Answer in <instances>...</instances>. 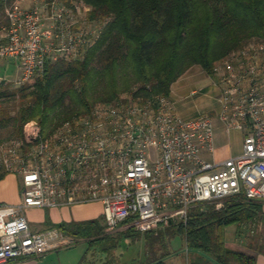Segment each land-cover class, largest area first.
Segmentation results:
<instances>
[{
  "label": "built area",
  "instance_id": "obj_1",
  "mask_svg": "<svg viewBox=\"0 0 264 264\" xmlns=\"http://www.w3.org/2000/svg\"><path fill=\"white\" fill-rule=\"evenodd\" d=\"M3 1L0 60H16L17 84L41 76L59 56L79 57L99 37L100 29L76 28L74 5L70 10L52 0L42 10ZM211 81L217 90L212 115L186 118L172 98L123 93L46 135L30 121L22 138L1 142L0 170L20 177L22 195L16 205L0 202V264L74 244L56 229L32 232L28 208L99 203L107 231L125 224L146 232L186 223L192 207L220 208L239 193L264 200V37L217 61ZM217 124L227 134H244L242 151L211 163L205 155L214 152Z\"/></svg>",
  "mask_w": 264,
  "mask_h": 264
},
{
  "label": "trees",
  "instance_id": "obj_2",
  "mask_svg": "<svg viewBox=\"0 0 264 264\" xmlns=\"http://www.w3.org/2000/svg\"><path fill=\"white\" fill-rule=\"evenodd\" d=\"M73 2L89 8L87 20L100 25L99 37L85 45L79 57L48 61L41 76L24 84L0 81V128H12L10 137L0 143L22 138L30 121L46 135L89 113L94 104L115 102L123 93L142 99L171 98L173 85L192 67L199 66L211 77L217 61L264 37V0H68L65 4L73 8ZM4 5L0 0V28L5 24ZM6 175L0 170V181ZM233 225L239 226L236 234H241L246 251L225 243V228ZM52 228L74 242L98 244L108 256L121 237L142 241L143 256L135 264H167L171 241L178 237L195 253L190 264H255L256 256L247 251L264 253V200L239 193L225 198L220 208L213 203L192 207L186 223L172 221L146 232L128 227L114 234L99 218L61 222Z\"/></svg>",
  "mask_w": 264,
  "mask_h": 264
},
{
  "label": "rangeland",
  "instance_id": "obj_3",
  "mask_svg": "<svg viewBox=\"0 0 264 264\" xmlns=\"http://www.w3.org/2000/svg\"><path fill=\"white\" fill-rule=\"evenodd\" d=\"M21 5L24 8H30L33 6H39L42 10L52 0H20ZM65 4L68 0H58ZM75 6L72 10L71 6H65L72 10L74 18L78 21L76 28L99 30L100 25L87 20L88 7L73 2ZM4 22V17L3 21ZM76 23V22H75ZM2 59L0 60V81L7 80L15 85L20 77V71L15 66L16 60L14 59ZM15 63V64H14ZM212 84L211 77L208 76L199 66H194L186 71L178 81L173 85L171 98L174 99L175 107L181 116L186 118L196 117L200 114H213L217 109L216 95L214 93L208 94V86ZM196 90V95H191L192 91ZM174 102V103H175ZM12 128L11 126L0 128V140L10 137ZM219 136L221 138L220 149L223 152L229 147L236 151L240 146V135L233 134L229 137L221 128H219ZM239 226L233 225L225 228L224 240L228 246L241 245V234L237 236L236 231ZM125 228H119L112 231L114 234L124 230ZM239 231V230H238ZM238 241V242H237ZM74 246L67 250H61L60 258H62V264H82L83 258L86 254V264H135L137 259L143 256L144 245L142 241L132 242L130 239L121 237L118 241V246L115 251H112L110 255L102 252L98 244L90 246L87 241L77 239L74 242ZM172 255L166 261L167 264H190L191 256L194 253L192 249L187 248L184 240L181 238H175L171 241ZM117 256V257H116ZM114 260V261H113ZM91 262V263H90ZM56 264V261L52 262Z\"/></svg>",
  "mask_w": 264,
  "mask_h": 264
},
{
  "label": "crops",
  "instance_id": "obj_4",
  "mask_svg": "<svg viewBox=\"0 0 264 264\" xmlns=\"http://www.w3.org/2000/svg\"><path fill=\"white\" fill-rule=\"evenodd\" d=\"M9 60V59H8ZM14 60V59H13ZM12 60V61H13ZM15 64V63H14ZM17 67L18 65L15 64ZM208 94L214 93L217 96V90L211 84L207 88ZM172 97V96H171ZM174 101V99H173ZM175 102V101H174ZM177 102H175L176 104ZM219 128L222 130V125L217 124V130L214 136V152L213 154H206L205 159L209 162L213 163H221L224 160L235 157L239 155L242 151V144H243V133L241 132H231L228 133L226 137H229L233 134L240 135V146L238 150L234 151L230 147L225 151L221 152V138L219 136ZM21 179L19 176L15 174H7L3 180L0 181V202L16 205L21 201ZM25 215L28 220L30 229L32 232H44L50 229H53L52 226L59 224L61 222H81V221H88V220H95L101 219L102 224L104 225L105 221L103 220L102 216V206L99 203H88V204H79L74 206L68 207H60V208H28L25 210ZM120 228H128L126 225ZM264 229V228H263ZM238 242V241H237ZM75 244L69 247L58 248L49 251L48 253L44 254L40 257H32L26 259L17 260V262H11L8 264H53V261H56V264H62V258H60V251L67 250L73 247ZM228 246V245H227ZM231 248L240 249L246 251L241 245H233L228 246ZM247 253L255 255L256 260L255 264H264V253H256L254 251L248 250ZM82 264H86V258ZM91 263V262H90ZM71 264V263H70Z\"/></svg>",
  "mask_w": 264,
  "mask_h": 264
}]
</instances>
